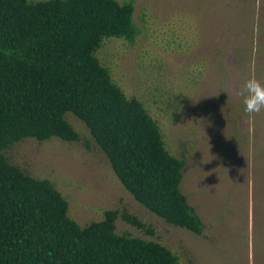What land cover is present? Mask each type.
<instances>
[{
    "label": "rangeland",
    "instance_id": "1",
    "mask_svg": "<svg viewBox=\"0 0 264 264\" xmlns=\"http://www.w3.org/2000/svg\"><path fill=\"white\" fill-rule=\"evenodd\" d=\"M133 2L134 43L105 39L96 55L157 121L168 151L184 157L180 188L203 221L201 233L172 226L137 202L71 112L64 117L78 141L28 137L4 154L52 181L81 226L115 209L116 232L159 241L179 264H264V111L250 120L239 95L250 77L264 84V0Z\"/></svg>",
    "mask_w": 264,
    "mask_h": 264
},
{
    "label": "trees",
    "instance_id": "2",
    "mask_svg": "<svg viewBox=\"0 0 264 264\" xmlns=\"http://www.w3.org/2000/svg\"><path fill=\"white\" fill-rule=\"evenodd\" d=\"M133 12V0H0V264H179L159 241L116 232L115 209L81 226L52 181L5 156L28 137L78 141L66 112L82 121L137 202L201 233L180 188L184 157L168 151L157 121L96 55L105 39L134 43ZM121 217L146 228L135 215Z\"/></svg>",
    "mask_w": 264,
    "mask_h": 264
},
{
    "label": "clouds",
    "instance_id": "3",
    "mask_svg": "<svg viewBox=\"0 0 264 264\" xmlns=\"http://www.w3.org/2000/svg\"><path fill=\"white\" fill-rule=\"evenodd\" d=\"M239 95L243 97V112L250 120L264 111V84L254 76L244 82Z\"/></svg>",
    "mask_w": 264,
    "mask_h": 264
}]
</instances>
